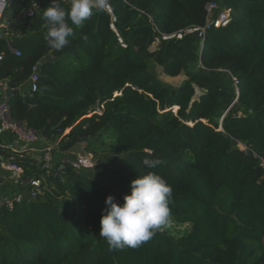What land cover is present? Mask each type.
<instances>
[{
	"label": "trees",
	"instance_id": "16d2710c",
	"mask_svg": "<svg viewBox=\"0 0 264 264\" xmlns=\"http://www.w3.org/2000/svg\"><path fill=\"white\" fill-rule=\"evenodd\" d=\"M212 1L109 0L105 12L70 25L69 44L56 51L42 18L51 0H10L5 17L22 33L8 40L22 55L0 39V80L21 91L9 98L13 118L60 152L87 144L95 165L75 171L62 153L51 170L21 163L42 180L33 200L31 187L2 178L0 199L25 197L0 206V264H264V0H215L232 12L227 27L163 40L203 27ZM152 66L187 80L175 89ZM197 88L204 94L194 100ZM144 158L163 163L149 170ZM147 171L171 186L170 218L190 230L161 227L138 248L112 250L99 235L106 197L122 203Z\"/></svg>",
	"mask_w": 264,
	"mask_h": 264
},
{
	"label": "clouds",
	"instance_id": "9594fccd",
	"mask_svg": "<svg viewBox=\"0 0 264 264\" xmlns=\"http://www.w3.org/2000/svg\"><path fill=\"white\" fill-rule=\"evenodd\" d=\"M62 2L51 0L42 16L48 29L45 37L47 46L56 51H62L69 44V37L73 35L70 25L78 26L90 19L94 11L103 13L109 9V0H69L70 8L67 9ZM8 6L9 0H0V11ZM142 163L146 169L152 170L163 161L144 158ZM130 189L122 203L112 195L105 200L99 235L112 250L140 247L168 223L171 215L172 188L156 172L140 174L130 182Z\"/></svg>",
	"mask_w": 264,
	"mask_h": 264
},
{
	"label": "built area",
	"instance_id": "2783aa9c",
	"mask_svg": "<svg viewBox=\"0 0 264 264\" xmlns=\"http://www.w3.org/2000/svg\"><path fill=\"white\" fill-rule=\"evenodd\" d=\"M63 2L70 3L69 0ZM10 4V2H9ZM9 6L0 11V39L6 40L9 51L20 57L21 51L14 49L8 40V36L12 30L11 22L5 17ZM207 20L203 27H190L181 30L172 35H163V40L182 39L184 36L199 33L202 37L214 28H225L232 21V12L230 10H219L218 3L214 0L210 2L206 8ZM219 12V13H218ZM216 13H218L216 15ZM29 16H34V10L29 9ZM159 43V42H157ZM154 44L151 48L152 52L157 50L158 44ZM3 60V55L0 54V61ZM40 66L37 63L31 71V76L28 80V91L34 94L38 91V82L40 79ZM10 88L8 81L0 80V93H6ZM99 112L100 109L97 108ZM5 135L13 136L12 142L4 145L0 144L3 154H0V167L6 176L4 179L18 186L20 189L30 188V199H36L42 194V180L25 176V168L21 163L37 164L41 162L43 167L51 170L54 167V154L62 153L64 159L71 164L75 171H82L94 167L93 158L91 155H78L77 151L60 152L58 143L50 138L42 136L40 133L31 129L27 122L15 120L11 113L9 99L0 100V139ZM90 157V158H89ZM62 159V160H64ZM61 168H63L61 166ZM25 195L19 193L14 197L6 196L0 199V206H12L14 202L21 203Z\"/></svg>",
	"mask_w": 264,
	"mask_h": 264
},
{
	"label": "rangeland",
	"instance_id": "374dc122",
	"mask_svg": "<svg viewBox=\"0 0 264 264\" xmlns=\"http://www.w3.org/2000/svg\"><path fill=\"white\" fill-rule=\"evenodd\" d=\"M8 18V17H7ZM22 33V29L20 27H18L17 25H14L12 27V30L10 32L9 37L12 38L14 35H18ZM153 69V71L157 74V77L160 81H162L165 84H168L172 87H174L175 89H178L182 86V84L187 80V77H185V75H181L180 77L177 78H170L167 75H165L162 72V69L159 67H155L152 66L151 67ZM204 92L200 89H196V95L194 100H199L201 98V96H203ZM87 147V144H81L80 148H78L77 153L78 155H89L86 153L85 149ZM240 148L242 150H245L246 148L242 145H240ZM90 158V157H89ZM95 165V162H94ZM0 182H2V179L0 177ZM10 197V196H9ZM162 228L168 232L169 234L173 235V236H183L186 235L189 230H190V225H184V226H179L178 224H176L170 217H169V221L167 224H165L164 226H162Z\"/></svg>",
	"mask_w": 264,
	"mask_h": 264
},
{
	"label": "water",
	"instance_id": "95a60500",
	"mask_svg": "<svg viewBox=\"0 0 264 264\" xmlns=\"http://www.w3.org/2000/svg\"><path fill=\"white\" fill-rule=\"evenodd\" d=\"M10 2V0H9ZM7 97H11L13 95H19L20 94V90H14V89H9L7 92Z\"/></svg>",
	"mask_w": 264,
	"mask_h": 264
},
{
	"label": "crops",
	"instance_id": "0c3cea01",
	"mask_svg": "<svg viewBox=\"0 0 264 264\" xmlns=\"http://www.w3.org/2000/svg\"><path fill=\"white\" fill-rule=\"evenodd\" d=\"M20 94H21V91H20ZM9 99L10 97H7V94L6 93H4V94H2V93H0V100H2V99ZM0 169H1V167H0ZM0 177H1V179L2 178H4L5 177V175H0Z\"/></svg>",
	"mask_w": 264,
	"mask_h": 264
}]
</instances>
